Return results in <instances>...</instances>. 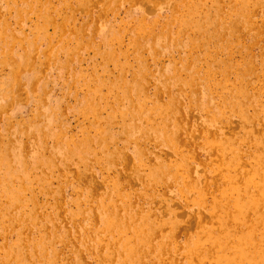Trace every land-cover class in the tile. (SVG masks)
I'll return each instance as SVG.
<instances>
[{"label": "bare ground", "instance_id": "bare-ground-1", "mask_svg": "<svg viewBox=\"0 0 264 264\" xmlns=\"http://www.w3.org/2000/svg\"><path fill=\"white\" fill-rule=\"evenodd\" d=\"M4 1L0 0V4ZM127 1L21 0V4L7 7L22 20L15 27L4 14L0 39L3 43L11 39L27 50L15 57L10 45L4 44V54L8 57L12 53L8 60L12 66L10 81L14 83L0 92V97L6 98L13 88H18L25 73L33 75L29 86L35 88L41 61L50 63L64 54L69 67L76 52L80 54L86 47H94L105 64H114L120 71L109 82L99 75L88 80L87 102L82 101L86 104L84 111L92 104L96 107L91 115V131L85 130L80 138L56 133L52 125L56 116L52 112L38 113L26 126L35 144L32 156L24 157L22 141L20 149L7 145L4 139L1 142L0 133L4 147H0V234L5 239L0 245V264H37V260L57 264L56 253L50 251L56 242L79 247L76 260L65 264H86L83 254L88 258V254L98 255V264H164L165 256L171 259L170 264H180L182 257L186 264H264V70L259 72L250 59L243 71L231 60L224 65L220 60L230 41L224 38V31L232 36L239 32L237 38L243 31H250L259 0H234L237 6L228 12L237 18L228 28L223 26L224 0H136V7L125 8ZM96 6L99 13L91 14ZM213 8L214 14L210 10ZM121 9H126L121 22L136 19L125 23L120 32L131 35L129 45L138 63L131 82L123 79L128 64H124L125 68L120 64V60L129 58L130 48L124 50L109 22L95 25L91 31L94 37L105 35L101 43L93 45L86 39L92 27L89 22L94 23L95 17H116ZM63 10L66 11L61 13ZM78 10L89 12L82 23H78ZM31 14L40 23L33 28L35 38L26 43L22 28ZM129 23H135L131 30L127 28ZM168 25L175 26L169 43L166 38L170 30H165ZM47 26L55 27L60 45L53 44ZM67 32H73L77 50L63 44ZM148 43L154 45L149 48ZM189 48H201L203 53L186 55ZM173 52L183 57L178 63L171 59L170 77L163 79L160 69L151 75L156 84L153 97H149L145 81L151 71L142 56L155 58ZM229 73L235 77L232 87ZM216 74L222 75L220 81ZM103 87L108 95L102 93ZM149 100L153 107H148ZM186 104L194 106L196 112L185 108ZM250 108L254 110V120ZM103 109L110 111L107 117H103ZM201 112L203 118L198 116ZM42 121L45 123L40 125ZM116 124L125 125L116 132L112 129ZM138 138L146 144L144 147L136 146ZM48 141L55 142L50 151L45 149ZM118 142L133 145L135 164ZM147 143L157 149L167 147V156ZM120 163L127 169L122 183L132 192H123L118 180L108 181L105 176ZM74 165H80V169L74 171ZM55 171L65 178L70 174L77 178L71 185L74 210L65 211L66 186L70 185L61 183L54 190L48 181ZM94 177L105 186L103 199L102 194L93 195L92 188L98 187ZM35 184L45 188L43 194L56 201L53 213L40 214L46 203L38 202L33 192ZM171 191L177 201H187L193 207L183 222L167 220L172 215L167 207L168 211L161 215L150 210L149 197L160 196V201ZM30 204L34 209L26 214ZM43 220L56 227H38ZM65 225L69 230L58 233ZM12 230L17 231V238L7 240ZM100 231L106 234L102 247L97 246L102 243ZM183 233L185 239L180 240Z\"/></svg>", "mask_w": 264, "mask_h": 264}, {"label": "rangeland", "instance_id": "rangeland-1", "mask_svg": "<svg viewBox=\"0 0 264 264\" xmlns=\"http://www.w3.org/2000/svg\"><path fill=\"white\" fill-rule=\"evenodd\" d=\"M136 0H128L126 3L125 8H129L130 6L136 7L135 5ZM21 4V0H6L0 4V13H3L0 22L4 20L3 16L4 14L7 16L8 20L11 21L13 24L16 22L21 21L22 19L18 17H15V12H9L7 10L8 6L11 5H19ZM212 3L209 4L211 6ZM237 6L236 2L234 0H224V10H223V26L226 28L230 27L233 19L237 18V15H231L230 12H228L231 8H235ZM145 7V6H144ZM257 12L253 16L252 25L250 27V31L246 32L243 31V34L237 38L239 35V32L236 33L234 36L228 35L226 31H224V38L230 39L228 41L229 47L227 46L223 51V53L220 54V60L223 61V65L228 60H231L232 63H235L238 68L243 71L245 67H248L247 60H251V64H255L257 70L262 71L264 70V1L259 0L257 5ZM140 8V7H138ZM125 10L121 9L119 12V15L114 17L112 15H108L101 20H97L95 17V22H89V25L92 27L89 29L87 34V40H91L93 45H98L102 42L104 38V34H97L96 37L91 34V31H94L95 25H102L105 22H109L111 27V32L116 38H118L121 43L122 47H124V50H127V48H130L129 51V58H123L120 60V64L127 63L129 66V70L123 76V79L131 82L134 77V71L138 68L137 61L133 55V49L129 45L131 35L129 33L126 34H120V32L123 30L122 27L125 23L132 20L135 22V17L127 19L124 22H121V19L125 17ZM212 10V14H214L215 10ZM66 10H63L61 13L65 12ZM89 12H86L84 14V11L80 12L77 11V18L78 23H82L83 20H86L83 16H86ZM99 13V8L96 6L94 10L91 12V14H97ZM71 14V11L67 13ZM73 17H75V14H73ZM87 17V16H86ZM89 18V17H88ZM135 19V20H133ZM59 22H61V19H59ZM40 22L38 18L31 14L27 17L23 24L22 32H23V38L24 41L31 42L35 38V29ZM127 25V24H126ZM135 23H129L127 25V28L131 30ZM175 26L168 25L165 30H170V34L167 36L168 43L173 39L172 32L174 31ZM226 30V29H225ZM46 31L49 34L50 39L52 40L54 45H60V36L57 34V30L54 26H47ZM73 31V30H72ZM73 32H67V35L63 39V44L68 47L69 49L77 50L78 45L77 42L73 39L72 35ZM195 36V35H193ZM200 36V35H196ZM201 37V36H200ZM185 38V37H184ZM182 38V39H184ZM4 40L0 39V92L4 91L6 87L10 86L13 82V80L10 81V75L12 73V66H11V56L12 53L15 55V57H19L24 50H27L26 48H23L21 45L13 44V41L11 39L6 40V42L3 43ZM5 43H8L11 47V55H8V57L3 52V46ZM149 48L154 45V43H148ZM157 49H159L158 45L155 44ZM47 45L42 46V51L46 49ZM60 48V46H59ZM136 52V51H135ZM147 52V50H146ZM226 52H230L229 54H225ZM191 53V55L197 56L203 53V49L199 48L198 50L189 48V51L186 53L188 55ZM178 52L173 53H165L158 57H151L149 55L142 56L143 59H145V62L147 64L148 69L151 71V74L149 77H147L145 81L146 86V92L149 97H153L155 89L154 85L156 84L153 81L152 74H155V71L157 69L163 70L161 73V77L163 79H166L171 76V72L169 71L170 65L172 60L174 59L177 61V63L180 61ZM169 55V56H167ZM183 57V56H182ZM10 61H9V60ZM4 62V63H2ZM43 63L42 66H38L37 75H35V82L34 87L30 88V83L33 80V75H30V73H25L22 76L21 82H19V87L16 89H12L9 92V96L4 98L0 97V133L3 135L1 136V142L2 140L7 143V145H19V142L22 141V146L24 147V154L26 156H32L35 152L30 153L31 151L35 150V144L31 140L30 136L26 132V126L34 119V117L40 113H54L55 114V122L53 125V129L56 131V133H59L60 131L63 133H67L68 135H73L74 137L80 138L85 130H90V122H91V115L94 112V108L96 107L95 104H92L91 107L84 111L85 103L87 102V82L92 76L99 75V78L101 80L111 81L114 80L119 75V71L115 68L114 64H105L103 61V57L100 52H97L94 47H86L82 50V52L79 54L76 52V55L73 59L69 61V67H66L65 65V55L60 54L57 57L56 61H52L50 63H44V61H41ZM119 67V66H118ZM125 68V65L122 67ZM207 68V65L203 66V69L205 70ZM163 74H165L163 76ZM228 80L230 83V87L233 86L235 77L232 73H229ZM216 80L220 81L222 79L221 74H216L215 76ZM177 92V91H176ZM103 94L108 95V90L103 87ZM84 101L85 103H83ZM148 107H153L152 100L148 101ZM185 108H193L196 112V109L194 106H191L190 104H186ZM84 112V114H83ZM108 110L103 109L102 115L103 117H107L109 115ZM192 112V113H195ZM249 112L252 114V120H254V110L252 108L249 109ZM199 118H203L204 113L201 112ZM127 122H130V119L127 118ZM45 123V121L40 122V125ZM125 124H116L113 126V130L116 132L121 131V126ZM222 126V124H218V127ZM260 126V125H258ZM256 125H253L252 128L260 130L261 128ZM222 129V127H221ZM92 133V132H91ZM61 136V135H60ZM61 143L63 142L62 137H60ZM55 144L53 141L45 142V149L47 151H50L52 146ZM136 146H142L146 145L143 143V141L138 138L136 140ZM151 148H155V145L153 143H147ZM118 146L121 145V142L117 143ZM0 147L1 144H0ZM4 148V147H2ZM19 148V146H18ZM121 148H125L124 154L132 157L133 164H135V154H134V147L131 145L130 147L121 145ZM128 148V149H126ZM20 149V148H19ZM158 152L163 154L164 157L167 156L168 148L167 147H161L159 149L155 148ZM154 150V149H153ZM49 152H47L45 155L48 156ZM215 162V161H213ZM19 166L16 167V169ZM73 170L76 171L80 169V165H74ZM30 171L31 169L28 168ZM127 171L126 167H124L123 163H120L115 169L109 170L105 173V176L108 178L107 180H118L121 189L123 192H132L130 190L125 189V186L123 185V178L125 176V172ZM76 176L68 175L66 178L64 176H61L59 174V171H55L52 176L48 177V181H50L52 188L55 190L57 188H60L61 183H66L70 186H66V194H67V206L65 208L66 210H74V205L71 204V199L74 197L73 195L75 192H73L71 185L76 183ZM99 179L97 177H94V182L98 184V187L95 188V190L92 188L94 197L100 196L102 193H104L105 186L100 185ZM39 189V190H38ZM86 189L85 187H82V190ZM173 190V189H172ZM42 191H45V188H42L40 185H36L34 187V193L37 196L38 202L46 203V206L40 211V214L47 215L54 212V204L56 201L51 200L49 195L43 194ZM31 196V193L28 197ZM105 196L102 194V199ZM160 196H156L155 198L149 197L148 203L150 206V210L154 213L164 214L168 211L167 208H169V211L171 210L172 215H170L167 220H179L184 221L186 219L187 214L191 213L193 207L191 204H187V201H177L174 198V195L172 194V191L169 192L164 196L163 199L159 201ZM138 201V200H137ZM141 203H144V201H140ZM155 202H157L155 204ZM154 206L152 207V205ZM183 204V205H180ZM85 203L83 204V207H85ZM169 205V206H167ZM187 205V206H186ZM34 209V206L32 204L29 205V207L26 208V214H30L31 210ZM57 212V211H56ZM59 213V212H58ZM63 214V212H60ZM60 214V215H61ZM38 224V227L43 228H53L55 225H52V222L48 220H43ZM2 225L0 224V230ZM56 227V226H55ZM54 227V228H55ZM20 228V227H19ZM19 228H15L14 230H20ZM69 226L65 225L61 230H58V233H62L63 231L69 230ZM59 229V228H58ZM105 233V232H104ZM99 232L100 235V242H102L100 245H97L98 247L104 246L106 237V234ZM102 234V235H101ZM35 237V235H33ZM17 238V231H11L9 233L7 240H15ZM185 239V234L183 233L180 237V240ZM5 243V239L2 238L0 234V245ZM95 243V242H94ZM78 246H74L72 243L70 245H67L65 243L56 242L53 246V248L50 250L55 255V262L57 264H65V262L69 261H75L78 257V253L76 250L78 249ZM112 251V250H111ZM106 252H104L105 254ZM88 258L86 254L82 255V259L85 261L86 264H91V260L93 259L92 264H98L100 257L98 255L88 254ZM103 257V255H102ZM171 259L167 256L164 257V264H170ZM37 264H45L41 260L36 261ZM180 264H186L185 258L182 257Z\"/></svg>", "mask_w": 264, "mask_h": 264}]
</instances>
